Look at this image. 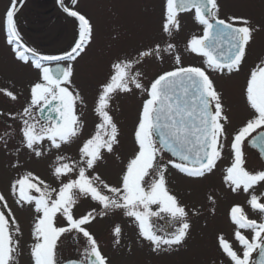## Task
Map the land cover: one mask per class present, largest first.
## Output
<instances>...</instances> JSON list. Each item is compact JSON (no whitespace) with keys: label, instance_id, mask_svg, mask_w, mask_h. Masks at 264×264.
I'll return each instance as SVG.
<instances>
[{"label":"snow or ice","instance_id":"1","mask_svg":"<svg viewBox=\"0 0 264 264\" xmlns=\"http://www.w3.org/2000/svg\"><path fill=\"white\" fill-rule=\"evenodd\" d=\"M58 3L69 17L78 21V38L69 51L60 55L40 54L23 42L15 20L17 0H11L3 19L6 41L12 46L15 58L24 64L31 62L40 72L39 80L30 86V103L20 117L22 143L37 157L43 154L38 147L43 141L59 149L83 128L77 104L84 105L85 101L72 83L73 62L89 46L94 27L76 7L78 0H70L71 6H65L64 0ZM19 4L22 6L23 0ZM187 12H193L203 34L193 35L186 49L203 57L205 67L183 66L177 54V66L159 74L146 87L137 66L147 57L162 58L161 53L172 52L175 45L167 43L162 48L157 43L139 50L134 57H118L111 63L107 79L99 85L94 108L99 123L94 134L82 143L80 160L68 163L63 162L67 157H56L53 175L60 181L58 188H52L32 172L12 181L11 194L16 197V203L34 205L37 213L32 227L34 242L30 246L32 264H110L87 226L97 216L103 217L115 209H122L124 215L134 219L139 236L151 244L154 252L171 250L186 241L191 229L190 213L169 190L165 174L171 165L188 177L202 178L216 167L228 138L226 126L230 121L222 93L217 91L208 70L222 74L238 72L254 33L264 30L245 16L221 18L219 0H164L162 31L168 36L178 31L179 16ZM53 61L57 62L54 68L49 66ZM61 62H67L66 66ZM133 86L146 94L134 132L137 151L126 165L120 186L115 187L98 174L89 175V170L95 169L105 151L113 153L114 146L119 144L120 130L110 114V105L117 94L131 93ZM0 94L17 99L8 86L0 87ZM245 99L252 116L232 137V161L225 169L224 181L233 193L241 189L249 193L247 204L260 214L261 220L249 218L242 205H233L230 220L235 225L234 239L242 254L223 234L218 235L217 242L230 264H264V193H255V187L264 184V170H248L243 152L244 141L251 137L250 144L264 156V59L250 72ZM34 111L40 116H35ZM257 129L261 131L252 136ZM165 153L175 159L165 163ZM81 197L97 202L100 211L92 209L76 217L73 209ZM196 214L192 210V215ZM58 215L66 221L64 226L58 225ZM153 218L166 219V226L157 229ZM244 230L251 231V239ZM73 232L82 234L86 240L83 258L65 262L59 258L58 242ZM113 233L119 244L122 234L119 225ZM20 235L19 223L7 198L0 193V264H17L21 254ZM254 252H258V259L252 258Z\"/></svg>","mask_w":264,"mask_h":264},{"label":"rangeland","instance_id":"2","mask_svg":"<svg viewBox=\"0 0 264 264\" xmlns=\"http://www.w3.org/2000/svg\"><path fill=\"white\" fill-rule=\"evenodd\" d=\"M219 3L221 18L241 15L248 17L253 25L264 27V0H219ZM6 7V0H0V18L5 15ZM77 8L90 19L94 27L89 46L73 62L72 83L79 89L85 101L84 105L77 104V114L83 122L79 135L70 143L61 144L59 149L52 147L49 141H43L38 146L43 154L37 157L33 150L22 143V120H11L8 116L0 117V126L4 125L0 128V193L7 198L22 233L18 237L21 254L17 257V264H32L30 246L34 242L32 227L37 213L34 205L21 206L16 203V197L11 194L10 185L24 173L32 172L52 188H58L60 181L53 175L57 164L56 157H67L68 159L63 162L68 163L80 160L79 149L82 143L94 134L96 125L99 123V117L94 111L95 102L99 85L110 73L111 63L118 57H134L139 50L154 47L157 43L161 44L162 48L166 47L167 43H172L175 45L172 52H162V58L147 57L137 66V69L143 73L141 80L146 87L159 74L177 66L175 64L177 54L183 66L205 67L203 57L186 49L189 39L193 35H201L202 30V26L195 22L193 13L180 14L179 30L168 36L162 31L164 0H88V3L86 1L81 5L78 4ZM48 11L49 9H43L40 14L42 27L43 23L47 26L44 27L45 30L41 29L42 33L36 38L42 40L46 38L48 45L42 48V51L49 50L53 53L54 50L51 48L55 37L58 36L57 38L61 39L59 45L61 42L67 43L68 40L75 42L78 38V22L64 20V36L58 35L60 32L55 35L59 31L57 22L54 20L58 14L55 11L49 14ZM36 27L39 26L36 24ZM36 27L32 26L31 31L33 32ZM59 27L62 26L59 25ZM31 31L28 35H31ZM1 41L0 37V87H10V90L17 95V99L12 100L0 94V111L21 112L20 108L30 103V86L39 80L40 72L21 66L18 60L1 45ZM261 59H264V30L254 33L246 50V58L238 72L222 74L208 70V75L213 80L217 91L222 93L226 114L230 121L226 126L228 138L224 141L222 157L217 161L213 171L202 178H191L179 173L171 165L168 166L165 174L167 186L190 213L191 229L184 244L168 251L154 252L151 244L139 236L134 219L124 215L122 209H115L103 217L97 216L87 226L98 241L102 253L108 257L110 264H230L218 247L217 237L220 234H223L232 243L234 249L242 254L240 245L234 239L235 225L230 220V209L233 205L239 204L244 207L249 218L259 222L261 216L247 204L249 193H245L242 189L233 193L225 183L224 175L225 169L232 161L230 148L232 137L252 116V110L245 99V87L250 72ZM145 98L146 94H142L134 86L131 93H119L113 98L110 114L120 130L119 144L114 146L113 153L106 151L103 153V159L98 161L94 170H89V175L98 174L109 185L120 186L126 165L137 151L134 132ZM34 115L36 116V111ZM10 125L15 128L8 129ZM243 152L248 155H244L245 167L248 170H264V163L258 160L255 152L249 151L245 146ZM168 159L170 158L164 154L165 163ZM263 192L264 184L255 187L257 195ZM92 209L99 212L101 206L90 198L81 197L73 212L76 217H79ZM192 210H195L197 214L192 215ZM57 223L64 226L66 221L58 215ZM153 223L159 229L166 226V219L153 218ZM117 225L122 230L119 244L116 243L113 233ZM244 234L249 238L252 236L249 230H244ZM85 244L86 240L82 234L74 232L65 234L58 242L59 258L65 262L69 259H82ZM256 255L257 252L252 257L254 260Z\"/></svg>","mask_w":264,"mask_h":264},{"label":"flooded vegetation","instance_id":"3","mask_svg":"<svg viewBox=\"0 0 264 264\" xmlns=\"http://www.w3.org/2000/svg\"><path fill=\"white\" fill-rule=\"evenodd\" d=\"M6 2H7V7H6V11H7V9L11 4V0H6ZM64 4L65 6H71L70 0H64ZM43 9H49L48 11L49 14H52L55 11L56 14H58V16H55L56 22L63 18V14L67 15L62 10L60 4L58 3V0H23L22 6H20L19 0H17V10L15 14V20L24 43L28 38V34L30 33L32 26L36 27V24L39 26L38 28L37 27L34 28L33 32L31 31L32 34L36 35L41 33L42 21L40 20V14H42ZM33 12H36V14L35 13L33 14ZM43 14H47V13H43ZM3 19L4 16L0 18V37L2 40L1 41L2 46H4V41H5Z\"/></svg>","mask_w":264,"mask_h":264},{"label":"water","instance_id":"4","mask_svg":"<svg viewBox=\"0 0 264 264\" xmlns=\"http://www.w3.org/2000/svg\"><path fill=\"white\" fill-rule=\"evenodd\" d=\"M38 114H39V116H40V113H39V112H38ZM47 114H48L47 112L44 113L45 116H47ZM168 154H169V153H168ZM169 155H170V154H169ZM263 157H264V156H263Z\"/></svg>","mask_w":264,"mask_h":264}]
</instances>
